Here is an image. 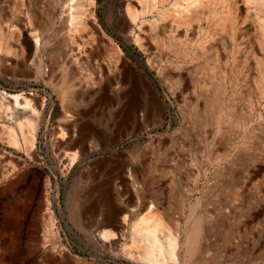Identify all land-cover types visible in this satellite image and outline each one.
<instances>
[{"label":"rangeland","instance_id":"obj_1","mask_svg":"<svg viewBox=\"0 0 264 264\" xmlns=\"http://www.w3.org/2000/svg\"><path fill=\"white\" fill-rule=\"evenodd\" d=\"M85 1L74 32L67 0H0V94L36 110L30 150L0 112V264H146L149 204L179 264H264L263 1Z\"/></svg>","mask_w":264,"mask_h":264},{"label":"bare ground","instance_id":"obj_2","mask_svg":"<svg viewBox=\"0 0 264 264\" xmlns=\"http://www.w3.org/2000/svg\"><path fill=\"white\" fill-rule=\"evenodd\" d=\"M79 1L83 2V0H67V6H65L67 7V12H68L67 24L70 30L74 32L79 31V26L82 23V20L79 14L80 12L78 11V7L81 4V2ZM184 1L185 2L187 1V4L190 7H198V6L200 7L203 2V0H184ZM261 1H263L264 3V0H261ZM84 3H86V1ZM147 3L149 4V0H145L144 3L143 2L141 3L143 9L153 10L155 8L154 4L150 3L151 5H148ZM203 5L205 4L203 3ZM186 6L187 5H185V7ZM131 8L128 7L127 8L128 11L129 10L131 11ZM135 16L133 18H135ZM80 37L82 38V36ZM34 39H35V42H34V49H35L34 54L35 55L32 61L35 64L34 68H35L36 73H39L42 71L41 70L42 66L39 62V55H38L40 42H39V38L35 34H34ZM31 104H32V98H30V93L25 94L21 92V93H14V94H8V95L0 94V112L2 114V117H5V118L9 117L11 121H13L15 124L20 126V129L22 130L21 133H22L23 139L28 146L27 149L32 147V142L34 139L33 130H34L35 120L33 119L32 116L26 115L24 114V112H21L20 109L31 108V110H33L36 113V110H34L31 107ZM69 118L65 117L63 121L66 122V126L68 128H73L75 121H71L73 119H69ZM58 128L61 131L59 134V138L64 141L65 135H66L65 127L59 126ZM9 130H11V128ZM12 133L13 132L11 131V133H9L8 136H10L13 143L17 144V140L12 135ZM61 140H59L60 144H62ZM75 156H76V153L70 156V158L68 157L69 160L66 164L67 167L71 165ZM133 181L135 182V178ZM152 207H153L152 204L147 205V208H145L146 210L145 213H143V215L139 218L138 221L136 222L134 221L135 223L131 229V243H132V246L142 248L143 251L138 252V254L135 256L134 254H132V256H134L136 259L143 261L146 264H179V253H178L179 228H177V225H173V227L165 226L162 223L161 219L153 216ZM73 211L75 215L76 210H73ZM115 216H116V212L114 210L106 213L105 218L102 222V225L108 226L112 224ZM96 233H97L98 239L103 241V243L111 242V240H114V239L120 240L123 236L122 234L119 233V231L115 229H111V228H101L97 230ZM194 239L195 238L192 237V235L188 236L187 243L188 244L193 243Z\"/></svg>","mask_w":264,"mask_h":264}]
</instances>
